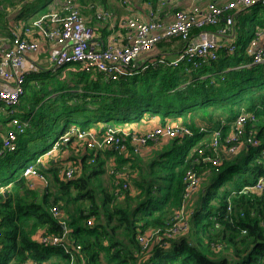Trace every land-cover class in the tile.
I'll use <instances>...</instances> for the list:
<instances>
[{
  "label": "trees",
  "instance_id": "16d2710c",
  "mask_svg": "<svg viewBox=\"0 0 264 264\" xmlns=\"http://www.w3.org/2000/svg\"><path fill=\"white\" fill-rule=\"evenodd\" d=\"M33 1L0 0V32L12 36L7 11L18 4L17 23L31 25L50 12L53 0L29 19ZM235 28L236 50L221 49L218 59L200 67L154 66L172 57L152 54L146 68L116 79L77 64L27 74L15 112L0 103V150L3 134L16 130L9 126L12 117L29 120L16 149L0 154V264H264V192L248 188L264 173V62L253 63L246 52L256 30L264 28V6L240 12ZM174 40L183 44L178 37L168 43ZM243 112L255 119L247 118L240 143L256 137L262 145L231 153L229 123ZM153 117L158 122L150 126ZM169 121H180L192 134L148 140L138 152L132 137L123 135ZM112 129L122 135L124 151L111 145L91 149L79 138L85 131L101 139ZM39 156L45 179L26 176L29 161ZM17 161L22 173L13 179ZM70 166L74 174L67 178ZM189 171L198 178L194 189ZM44 236L61 239L44 242Z\"/></svg>",
  "mask_w": 264,
  "mask_h": 264
},
{
  "label": "built area",
  "instance_id": "2783aa9c",
  "mask_svg": "<svg viewBox=\"0 0 264 264\" xmlns=\"http://www.w3.org/2000/svg\"><path fill=\"white\" fill-rule=\"evenodd\" d=\"M174 2L186 5L178 7L174 12V19L169 22L158 19L157 9L150 2H147L149 9L146 19L140 16L129 17L125 22L118 23L115 14L99 3L82 4L75 0H59L49 7V13L34 18L31 25L26 22L17 23L12 27V36L0 41V103L5 105L1 109L9 108L10 113L15 112V106L25 92L26 77L29 73L26 66V54L39 50L42 45L41 39L51 43L49 56L53 70L65 65L77 64L81 70L101 72L110 79H116L121 75H132L148 66L145 53L151 51L157 43L169 41L172 37H178L183 41L177 55L170 60L161 57L152 64L154 66L159 63L172 66L191 64L194 67H200L218 59L221 49L234 52L237 48L236 18L246 8L255 5L264 6V0H174ZM88 14L92 16L89 17ZM93 18L108 27L106 37L99 42L98 47L93 45L94 29L88 25ZM207 25H214L217 29L213 31L205 29ZM121 26L127 30L125 42H119L117 39ZM195 27L200 30L192 32ZM6 41H8L7 45ZM246 52L253 63L264 62V28L256 30L246 47ZM247 118L253 120L255 115L251 112H243L229 123L234 130L228 137V141H233L228 149L231 153L239 152L246 144L256 147L262 145L261 140L256 137H248L246 143H240L238 136L243 133ZM179 123L180 121H169L165 126H156L144 133L145 137L138 136L137 133L130 134L127 131L123 135L132 137L135 151L138 152L148 140H157L162 136L192 134L190 129ZM10 125L16 130L10 129L3 134L4 150L1 149L0 154L5 150L16 149L18 133L25 131L29 120L14 116L9 122ZM111 131L106 132L101 139L89 132L80 131L79 138L86 139L87 146L91 149L111 145L120 152L124 151L126 146L122 141V135ZM222 131V128L215 130L212 143L214 147L219 143ZM88 135L92 138L89 139ZM62 140L67 141L69 137L66 135ZM60 143V141L57 142L48 155L52 154ZM203 144L204 141L201 142V146ZM200 153L204 154V150L200 149ZM262 154H264V147H262ZM205 160H211V158L205 156ZM219 162V159L213 160L215 165ZM39 164H43V156L37 157L34 163L29 164L24 174L45 179L39 172ZM65 174L67 178H72L74 168L70 166ZM188 176L190 188L194 189L198 178L191 171L188 172ZM248 188L264 192V173L255 184ZM54 212L58 214L57 208H54ZM88 223L92 222L88 221ZM60 239L57 236H44L42 240L58 243ZM140 240L143 242L144 238L141 237ZM77 247L79 248L80 245Z\"/></svg>",
  "mask_w": 264,
  "mask_h": 264
},
{
  "label": "crops",
  "instance_id": "0c3cea01",
  "mask_svg": "<svg viewBox=\"0 0 264 264\" xmlns=\"http://www.w3.org/2000/svg\"><path fill=\"white\" fill-rule=\"evenodd\" d=\"M107 1L110 2L109 7L107 3L103 4L99 1H97L96 3L104 5L108 10L112 11L116 16V20L118 21V23L125 22V20L129 17L140 16L146 19L147 12L149 9L147 2L152 3L156 8L158 7V19L164 22L172 21L174 19L173 16H174L175 10L178 7H182L186 5L185 3L177 4L176 2H174V0H156L154 1L155 3L150 0H115L113 2L110 0H107ZM54 2H56V0L50 1V4L48 7H50ZM21 4H18V6L15 8H12V7L9 8V10L7 11L8 12L7 16L9 17V21H10L9 28L10 27L12 28L14 25H17V21L15 17L16 14L14 15V12L17 11L21 7ZM40 7L41 6L35 8L32 12H29L28 17L31 16L34 13V11H36ZM88 16L91 17L92 14H88ZM30 18L31 17H29V19ZM18 21H22V20H18ZM88 25H90L94 29L95 37H94L93 45L95 47H98L99 42L102 39H105L106 34L108 32V27L103 22L98 21L97 19L90 20L88 22ZM126 35H127V30L125 29L122 30L120 28L119 35L117 36L118 41L125 42ZM8 38H9L8 35L0 32V41L7 40ZM40 41L42 42V45L39 48V50L34 51V52H28L26 54V66L29 72L40 69V68L45 69L49 64H51L50 56H49L50 55L49 49L51 47V43L47 41L46 39H41ZM169 43L167 41V43L165 44L163 43L161 47H157V50L159 51V52L157 51L158 53L157 52L153 53L156 50L155 48H153L155 50L152 49L153 51L152 50L149 51L150 53L149 52L145 53V56H147L145 60H149L150 58H148V56L152 54H155V55L166 54L168 55V57H170V55L172 56V58L175 57L177 55V52L180 50L182 43L179 40H174L173 42H169ZM5 44H8V41H6ZM46 53L48 54L46 58L41 57V55L46 54ZM169 119L174 121V118H169ZM157 122H158V118L153 117L150 121V124H151L150 126H152L153 124ZM4 128L7 129L8 127L4 126Z\"/></svg>",
  "mask_w": 264,
  "mask_h": 264
},
{
  "label": "rangeland",
  "instance_id": "374dc122",
  "mask_svg": "<svg viewBox=\"0 0 264 264\" xmlns=\"http://www.w3.org/2000/svg\"><path fill=\"white\" fill-rule=\"evenodd\" d=\"M49 0H34L32 3H31V5H30V10H29V12H32L35 8H37V7H39V6H42L43 4H45L46 2H48ZM54 1V0H53ZM57 2L59 1V0H56ZM110 1H115V0H110ZM104 3H107L108 4V7H109V4H110V2H108L107 0H105V2ZM248 13H250V12H248ZM7 45V44H6ZM48 56V54L46 53V54H43V55H41V57H43V58H46ZM170 57H172L171 55H170ZM45 69H51V70H53L52 68H51V64H49ZM128 129V128H127ZM124 131H127V130H124ZM111 132H114V133H116L117 132V130H115V129H112V131ZM128 132V131H127ZM90 134H92L93 136H96L97 134H95L94 132H89ZM137 135L138 136H141V137H145L146 135L144 134V133H137ZM88 137H89V139H91L92 137L90 136V135H88ZM34 159H32V160H30L29 161V164H32V163H34ZM21 163H22V161H17L15 164H14V167H15V171L12 173V175H11V177L13 178V179H17L18 177H19V175L22 173V169H21ZM11 174V172L8 174V175H10Z\"/></svg>",
  "mask_w": 264,
  "mask_h": 264
}]
</instances>
